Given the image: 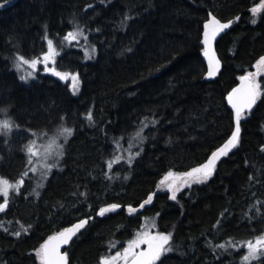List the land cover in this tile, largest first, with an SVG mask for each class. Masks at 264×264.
<instances>
[{
	"label": "trees",
	"instance_id": "trees-1",
	"mask_svg": "<svg viewBox=\"0 0 264 264\" xmlns=\"http://www.w3.org/2000/svg\"><path fill=\"white\" fill-rule=\"evenodd\" d=\"M260 3L0 0V110L19 125L0 138V177L14 181L25 171L27 132L63 124L74 130L60 169L39 195L25 180L0 213V264H39L35 249L88 217L93 219L64 250L69 264H98L120 250L146 218L155 219L158 231L172 233L174 250L162 256L163 264H242L240 250L229 246L224 253L215 246L264 233V76L263 94L242 119L241 142L213 175L180 190L175 201L158 187L169 171L179 174L205 163L230 136L234 120L225 97L264 56V10L251 12ZM209 12L233 21L217 42L222 70L213 81L206 79L201 57ZM77 27L84 35L65 45L64 35ZM45 36L59 52L58 69L78 74L75 93L68 79L38 72L25 83L16 73L17 55L39 56L48 45ZM141 122L147 125L144 140L134 144ZM130 142L131 150L143 149L131 167L126 158L108 169L106 161L128 151ZM149 195L152 202L139 209ZM111 203L122 209L99 217V208ZM128 205L138 214H129ZM251 264H264V256Z\"/></svg>",
	"mask_w": 264,
	"mask_h": 264
},
{
	"label": "snow or ice",
	"instance_id": "snow-or-ice-1",
	"mask_svg": "<svg viewBox=\"0 0 264 264\" xmlns=\"http://www.w3.org/2000/svg\"><path fill=\"white\" fill-rule=\"evenodd\" d=\"M261 10H264V0H261L259 5L253 7L251 12L255 15ZM127 19L128 17H125V20ZM237 19H239V17H237ZM252 22L256 23L255 20ZM232 23L233 21L222 22L212 12L208 13V18L203 23L201 43L203 45V55L207 58V77L214 76L219 71L220 66L219 60L216 59L213 53L212 42L216 40L217 36L224 32L225 29L230 28ZM83 35V30L77 27L74 30L68 31L64 35L63 40L70 44ZM84 38L87 39V37ZM45 39H47L48 49L42 54V58L29 60L21 55H17V61L21 62L23 65H27L33 70L36 69L38 64L42 63L45 66L46 72L51 71V73L60 80H67L70 78L72 80V90L73 93H75L78 91V74L60 72L56 71L54 67H48L49 63L55 64L56 57L59 55V52L53 46V40L48 39L47 36H45ZM95 51L96 49L93 46L91 48V52L94 53ZM86 55L89 54L86 52ZM89 58H91V55H89ZM254 68L256 71H250L241 75L239 77L240 84L237 87L232 88V90L227 93L226 100L232 110L234 128L225 143L212 151L205 163L192 168L190 171L179 174L169 171L160 181V184H166L168 190L171 192V200L175 201L177 199V192H179L182 187H191L193 184H202L206 182L215 172L218 161H220L222 157L228 156L232 149L236 148L241 142L242 119L244 118L246 112H250L253 109V106L262 95L261 84L258 82L257 78L264 74V56L258 58ZM32 75V72H28L27 75L21 76L20 79L27 82V79ZM0 115L5 117L0 119V133L7 136L12 132L14 127L19 128V125H16L15 122L8 117L6 109L0 110ZM86 115L89 122H92L93 113L89 111ZM61 119H63V117ZM152 123L155 124L156 121H152ZM141 125V129L137 130L135 133V138H139L140 143L142 144L144 140V137L141 135L142 128L147 125L144 124V122H141ZM73 131L74 130L72 128L61 125L56 131L54 138L49 141L47 146L44 147L43 154L35 150V141H30L24 149L26 154V165H32V167L28 168V171L35 172L37 170L35 165L43 161L42 167L44 171L42 175L45 179H47V176L51 173L52 169L59 167L60 160L64 156V143H66L73 135ZM61 137L63 138V143L57 145L58 151L53 152L52 145H55L56 140ZM131 139L133 138L130 137V141ZM131 147L132 144L130 142V154L125 160V163H127L129 167H131L136 157L140 155V151L143 150L141 148L140 151L132 153ZM262 151H264V148H262ZM122 159H124V157L111 158L106 161V167L111 170L113 168V164H119ZM49 160H54V162H47ZM28 171L22 173V178L16 181L15 184H12L0 177V197H3V202H0V212H4L5 209L8 208L11 194L13 192L16 194L20 193V189L25 183L23 177H27ZM105 175L107 176V173H105ZM125 179H127V177H125ZM36 194L39 195V193ZM80 195H84V193H81ZM152 199V195H149L146 200L139 204V209H144L145 205L152 202ZM120 209H122L120 204H107L106 206L99 208L97 215L99 217H105L106 214L117 212V210ZM127 212L129 214H138V208L133 205H128ZM91 219L93 218L88 217L80 219L70 227L64 228L55 235H50L47 240L39 246V248L34 250L35 257L37 258L39 264H69L68 252L61 251V247L69 245L70 242L73 241V238L85 228ZM220 224L221 221L218 220L217 225ZM153 227H155V225H153ZM5 231H7V229H5ZM25 231H27V229H25ZM12 234L17 238L21 236V232L19 231ZM172 239V233H165L161 231L153 232L149 228H144L143 230L138 231L133 239L127 241V244L123 247L122 251L117 250L114 255L109 254L102 256L98 264H157V261H159L160 264H163L162 256L174 250L171 243ZM229 246L236 248L235 244H220L216 245L215 248L227 250V247ZM244 246L247 248V254L242 257V264H250V261L258 259L259 256H264V235L257 237L255 239V243L251 240L245 241ZM111 247H115V243H113Z\"/></svg>",
	"mask_w": 264,
	"mask_h": 264
},
{
	"label": "rangeland",
	"instance_id": "rangeland-1",
	"mask_svg": "<svg viewBox=\"0 0 264 264\" xmlns=\"http://www.w3.org/2000/svg\"><path fill=\"white\" fill-rule=\"evenodd\" d=\"M76 42H77V41H73V42H71V43L69 44L68 42H66V41L63 40V43H64L65 45H74V44H76ZM53 46L55 47L54 43H53ZM55 48H56V47H55ZM47 49H48V45H47V48L44 50L43 53H45V52L47 51ZM56 50H57V48H56ZM57 51H58V50H57ZM43 53H41V54H40L39 56H37V57L26 58V59L31 60V59L42 58V54H43ZM57 58H58V56L56 57V62H57ZM56 62H55V64H51V63H49L48 67H49V68H53V67H54V68L56 69V71H60V70L58 69V67L56 66V65H57ZM254 65H255V64H254ZM14 69H15L16 73L19 75V78H20L21 76L27 75L28 72H32V73H33V75L27 79V82H25L24 80H22V81L25 82V83L32 82V80L37 76V73H38V72H39L40 74H43V75H53V74L51 73V71H47V72L45 71V66H44V64H42V63H41V64H38V65L36 66V69L33 70V69L29 68L27 65H23L21 62L16 61V62L14 63ZM252 71H256V69L254 68V66H253V70H252ZM60 72H66V71H60ZM66 73H68V72H66ZM71 73H72V72H71ZM72 74H75V73H72ZM53 76H54V75H53ZM262 76H264V74H262L260 77L257 78L258 82H260L259 79H260ZM55 77H56V76H55ZM67 81H68V83L70 84L71 89H72V80L69 78ZM78 84H79V82H78ZM78 86H79V85H78ZM261 92H262V94H263V90H262V89H261ZM63 126L67 127L65 124H63ZM17 129H19V128H16V127L13 128V130H17ZM13 130H12V132H13ZM42 130H43V129L36 130V131H34V132H27L28 134L31 135V138H30L29 141L25 144V146H26V145L29 144L30 141H35V150H36L37 152L41 153V154H43L44 147L47 146L48 143H49V141H51V140L54 138V136H55V134H56V131H57L58 129H55V130H52V131H50V130H48V131L43 130V131H42ZM12 132H11V133H12ZM11 133H9L7 136H5L4 134L0 133V138L5 139L4 136L8 138V136H10ZM69 139H70V138H69ZM69 139H68V141H69ZM68 141H67L66 143H64V149H65V146H66V144L68 143ZM60 143H63V138H62V137H61V138H58V139L56 140V144H55V145H52V151H53V152L58 151L57 145H59ZM137 143H140L139 138H134V144H137ZM24 149H25V148H24ZM133 150H134V149H133ZM133 150H131V152H132V153H135L136 151H133ZM24 153H25V151H24ZM118 154H119V157H124V159H126L130 153H129V150H128V151L123 152V154L121 153V155H120L119 152H118ZM25 155H26V154H25ZM62 158H63V157H62ZM62 158H61V159H62ZM124 159H122V160H124ZM47 162L52 163V162H54V160H49V161H47ZM60 162H61V160H60ZM42 164H43V161H41V162H39V163H37V164L35 165V167H36V169H37L35 172L28 171V168H29V167H32V165H26V169H25V171H24V172L28 171V175H27V177H23V179H24V180H29V186H32V188H33V190L29 189V191H30V192L33 191L34 196H37L36 193H40V190L43 188V186L45 185V183L48 181L47 179L50 178L51 174H52L53 172H56L57 170L60 169V167H59V168H58V167H57V168H53L52 171H51V173L47 176V179H45L44 176L42 175V173H43V171H44V169H43V167H42ZM24 172H23V173H24ZM165 175H166V174H165ZM165 175L162 177V179L165 177ZM21 178H22V175H21L19 178H17L16 180H14V181H9V180H7V181H9V182L12 183V184H15V182L18 181V180L21 179ZM162 179H161V180H162ZM5 180H6V179H5ZM30 180H32V181H30ZM38 185H42V186H38ZM196 185H200V184H196ZM23 187H24V186H23ZM23 187H22V188H23ZM22 188H21V189H22ZM30 188H31V187H30ZM158 188H159L160 191H165V192H167L169 195H171V192L168 190L166 184H165V185H161V184L159 183V187H158ZM184 188H185V187H182L180 190H182V189H184ZM177 193H178V192H177ZM14 194H16V193L13 192V193L11 194V196L14 195ZM0 202H3V197H0ZM5 210H6V209H5ZM0 213H2V212H0ZM153 225H155V227H153ZM144 228H149V229H150L151 231H153V232L158 231V227H157V225H156V223H155V219H153V218H146V219H144V220H143V223H142V225H141V227H140V229H139L138 231H141V230H143ZM138 231H136V233H137ZM136 233H135V234H134L129 240L133 239L134 236L136 235ZM261 235H264V233L261 234ZM261 235H259V236H261ZM259 236H256L254 239H251V241H252L253 243H255V239H256L257 237H259ZM126 244H127V242L124 244L123 247H125ZM123 247H122L119 251H122ZM234 249H235V250H240V251H241V253H240V260H242V257L245 256V255L247 254V248L244 246V242H243V243H240V244H237V245H236V248H234ZM222 250H223V249H222ZM223 252H224V253H228L229 251H228V250H223ZM114 254H115V253H113L112 255H114ZM262 257H263V256H259L258 259H255V260L250 261V264H251V263H254L255 261L259 260V259L262 258ZM241 263H242V262H241Z\"/></svg>",
	"mask_w": 264,
	"mask_h": 264
},
{
	"label": "water",
	"instance_id": "water-1",
	"mask_svg": "<svg viewBox=\"0 0 264 264\" xmlns=\"http://www.w3.org/2000/svg\"><path fill=\"white\" fill-rule=\"evenodd\" d=\"M230 28H231V26H230ZM230 28H228V29H225L224 30V32H222V33H220L218 36H217V38H216V40H214L213 42H212V50H213V53H214V55H215V57H216V59L217 60H219V62H220V66H219V71L214 75V76H212V77H207L206 76V79L208 80V81H213L215 78H217L218 77V75L220 74V72H221V70H222V62H221V60L219 59V56H218V54H217V51H216V45H217V42L219 41V39L222 37V36H224L229 30H230ZM201 40H202V35H201ZM201 45H202V43H201ZM202 48H203V45H202ZM201 57H202V60H203V63H204V65H205V67H206V73H207V70H208V64H207V58L206 57H204V55H203V51H202V53H201ZM240 84V80H238V83H237V85L236 86H234V87H237L238 85ZM233 87V88H234ZM232 90V89H231ZM230 90V91H231ZM229 91V92H230ZM227 96V95H226ZM225 102H226V105H227V107H228V109L232 112V110H231V107H230V105H228L227 104V100H226V97H225ZM257 103V102H256ZM256 105V104H255ZM255 105L253 106V108L255 107ZM253 110V109H252ZM251 110V111H252ZM250 111V112H251ZM250 112H246V114H248V113H250ZM225 143V142H224ZM223 143V144H224ZM222 144V145H223ZM222 145H220V146H222ZM219 146V147H220ZM235 149V148H234ZM234 149H232V151L234 150ZM211 155V154H210ZM224 157H222L221 159H223ZM219 162V161H218ZM218 164V163H217ZM78 222V221H77ZM76 223V222H75ZM74 224V223H73ZM71 226V225H70ZM69 226V227H70ZM79 234V233H78ZM78 234H77V236H78ZM76 236V237H77ZM76 237H74L73 238V240L76 238ZM68 247V245H64V246H62L61 247V251H64L66 248Z\"/></svg>",
	"mask_w": 264,
	"mask_h": 264
}]
</instances>
